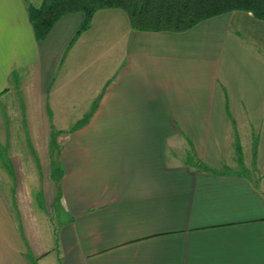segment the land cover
Segmentation results:
<instances>
[{
	"label": "crops",
	"instance_id": "0c3cea01",
	"mask_svg": "<svg viewBox=\"0 0 264 264\" xmlns=\"http://www.w3.org/2000/svg\"><path fill=\"white\" fill-rule=\"evenodd\" d=\"M84 20L0 0V264H264V20Z\"/></svg>",
	"mask_w": 264,
	"mask_h": 264
},
{
	"label": "trees",
	"instance_id": "16d2710c",
	"mask_svg": "<svg viewBox=\"0 0 264 264\" xmlns=\"http://www.w3.org/2000/svg\"><path fill=\"white\" fill-rule=\"evenodd\" d=\"M36 40L43 41L54 25L69 13L82 12L85 20L77 36L87 30L100 9H121L133 29L139 31H188L199 23L233 11L253 14L264 20V0H25ZM242 161V147L237 146Z\"/></svg>",
	"mask_w": 264,
	"mask_h": 264
},
{
	"label": "rangeland",
	"instance_id": "374dc122",
	"mask_svg": "<svg viewBox=\"0 0 264 264\" xmlns=\"http://www.w3.org/2000/svg\"><path fill=\"white\" fill-rule=\"evenodd\" d=\"M40 1H41V0H30V2H32V3L35 4V5L39 4ZM246 172H247V171H246ZM51 210H52L53 215H50L48 212H46V214L50 216V217H49L50 220L53 219L52 221H53V223H54V222H56V220H57V208H56L55 206H53Z\"/></svg>",
	"mask_w": 264,
	"mask_h": 264
}]
</instances>
